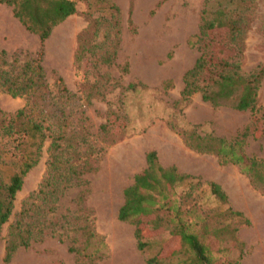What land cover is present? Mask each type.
Returning <instances> with one entry per match:
<instances>
[{
    "label": "rangeland",
    "instance_id": "rangeland-1",
    "mask_svg": "<svg viewBox=\"0 0 264 264\" xmlns=\"http://www.w3.org/2000/svg\"><path fill=\"white\" fill-rule=\"evenodd\" d=\"M111 1L118 7L115 26L104 19V0H91V10L85 0H75V15L66 23L75 25V49L76 37L84 31L83 49L80 61L61 76L53 71L56 61L52 57L45 58L44 63L41 58L42 79L25 72L27 64L37 65L36 35L30 36L32 41L27 46L0 53V74L10 78L11 87V91L0 88V111L12 114L28 101L34 113L47 122L68 124L59 131L66 128L67 135L74 136L73 143L68 144L75 145L79 158L92 167L83 174L88 187L83 204L91 211L93 227L103 237L105 249L100 257L75 255L67 250L66 242L47 234L26 248H18L9 261L3 262L7 225L44 171L49 143L45 139L37 163L23 177L11 214L1 226L0 264H147L146 258L154 256L160 246L161 255L168 254L177 239L167 229L150 234L140 251L136 248L134 226L116 217L123 201L122 190L131 183L133 174L145 167L144 154L148 150L155 151L160 165H174L179 172L192 176L176 184L170 196L175 205L194 208L188 220L199 214L216 224L227 219L237 226L241 252L227 244V251L215 253L216 264L236 258L240 264H264V190L255 188L235 165L221 164L215 154L192 150L179 135L194 131L201 138L213 136L232 144L240 139L234 148L264 164L259 145L263 116L253 122L248 110L237 111L227 105L213 107L203 102L198 93L187 101L179 98L182 73L197 56L188 40L198 31L204 0ZM246 1L254 8L247 15L241 41L240 64L244 72L264 62V0ZM129 83L135 87L127 88ZM256 104L257 114H264V78L257 90ZM105 121L108 131L101 133L99 125ZM99 148L101 152L92 153ZM3 169L6 175L10 172L7 166ZM208 181L220 185L225 203L210 194ZM73 196L74 190L70 189L61 197L58 212L73 209ZM226 207L240 211L248 224L221 215ZM166 210L160 209V215L171 214ZM210 245L215 251L214 242ZM164 263L174 264L175 259Z\"/></svg>",
    "mask_w": 264,
    "mask_h": 264
},
{
    "label": "trees",
    "instance_id": "trees-1",
    "mask_svg": "<svg viewBox=\"0 0 264 264\" xmlns=\"http://www.w3.org/2000/svg\"><path fill=\"white\" fill-rule=\"evenodd\" d=\"M85 1L87 9L91 10V0ZM0 3L10 6L12 15L25 30L38 37L37 65L27 64L25 72L42 79L43 42L55 25L76 12L75 0H0ZM104 3V19L117 25V5L111 0H104ZM253 8L246 0H204L198 31L188 40L197 56L182 73L180 100L187 101L192 94L198 93L203 102L213 107L227 105L237 111L248 110L253 122L264 117L262 113L257 114L259 107L256 104L257 90L264 78V62L257 63L248 72L242 71L240 64L242 35L247 15ZM94 22L97 24L96 19ZM83 32L76 37L73 64L81 59ZM0 53L4 50L0 49ZM9 79L0 74V88L11 91ZM56 79L60 80V77ZM134 87L133 83L127 85L130 89ZM32 107L27 101L12 114L0 111V229L11 214L13 199L21 188L23 177L37 163L45 139L49 140L42 176L36 188L21 200L7 225L3 262L9 261L18 248H26L47 234L55 236L59 242H66L67 250L75 255L100 257L105 243L93 227L91 211L83 204L88 192L83 174L92 167L87 160L79 158L75 145L68 144L73 143L74 136L67 135L66 128L59 131L68 124L56 120L47 122L43 116L35 114ZM108 127V121H105L99 125V131L106 133ZM179 135L192 150L217 155L221 164L235 165L255 188L264 190V164L247 157L238 151V147L234 148L239 146L240 139H235L232 144L213 136L201 138L194 131ZM99 152L100 148L92 153ZM88 155H92L91 152ZM144 159L145 167L133 174L131 183L122 190L123 201L116 217L134 226L136 248L140 251L146 247V238L150 234L163 229L177 239V245L168 254L161 255L163 247L160 246L154 256L146 258L147 264H165V260L172 258L174 264H216L215 253L227 251V244L241 252L242 242L236 237L237 226L227 219L216 224L215 220L210 222V217L199 214L188 220V213L194 208H181L173 203L174 199L170 200L173 187L192 176L179 172L174 165H160L154 150L145 152ZM5 166L10 170L7 175L4 174ZM206 184L210 194L218 202L225 203L226 195L220 185L214 181ZM70 189L74 190L73 209L58 212L61 197ZM170 202L173 204L169 205ZM160 209H167L166 212L171 214L162 216ZM221 215L228 219L238 218L242 225L248 224L240 211L230 207H226ZM211 242L216 246L215 251L211 249ZM91 246V253H87ZM220 264L240 262L236 258Z\"/></svg>",
    "mask_w": 264,
    "mask_h": 264
},
{
    "label": "crops",
    "instance_id": "crops-1",
    "mask_svg": "<svg viewBox=\"0 0 264 264\" xmlns=\"http://www.w3.org/2000/svg\"><path fill=\"white\" fill-rule=\"evenodd\" d=\"M73 15L75 13L55 25L43 42L42 62L44 63V59L49 57L55 59L53 71L60 74V76L73 65L75 25L66 23V20ZM30 36L34 37L35 35L24 29L12 15L9 6L0 3V49L5 52H12L17 48L27 46L32 41ZM37 43L39 45L38 40ZM259 145L261 147V158L264 162V131Z\"/></svg>",
    "mask_w": 264,
    "mask_h": 264
}]
</instances>
